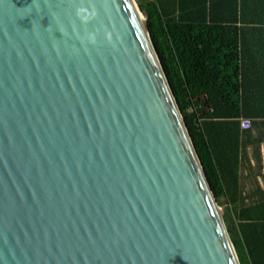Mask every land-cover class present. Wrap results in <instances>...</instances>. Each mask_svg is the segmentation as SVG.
<instances>
[{"label":"water","instance_id":"water-1","mask_svg":"<svg viewBox=\"0 0 264 264\" xmlns=\"http://www.w3.org/2000/svg\"><path fill=\"white\" fill-rule=\"evenodd\" d=\"M142 14L0 0V264H240Z\"/></svg>","mask_w":264,"mask_h":264},{"label":"trees","instance_id":"trees-1","mask_svg":"<svg viewBox=\"0 0 264 264\" xmlns=\"http://www.w3.org/2000/svg\"><path fill=\"white\" fill-rule=\"evenodd\" d=\"M136 2L238 261L264 264V198H234L229 181L239 140L264 124V0ZM242 118L253 119L246 130Z\"/></svg>","mask_w":264,"mask_h":264},{"label":"crops","instance_id":"crops-1","mask_svg":"<svg viewBox=\"0 0 264 264\" xmlns=\"http://www.w3.org/2000/svg\"><path fill=\"white\" fill-rule=\"evenodd\" d=\"M249 119L250 121L253 120ZM240 129L244 130L241 125ZM260 136H264V124L261 122L256 125L253 131L247 133L246 136L239 140L240 147L238 154H235V156H238L237 167L234 168H237V176L229 180L232 185H236L239 188V192L234 195V198H264V166L262 156L264 141L259 146L257 145ZM241 145L244 148L243 151H241ZM259 154L261 155L259 156ZM228 155L232 156L234 153H228ZM222 207L225 209V206Z\"/></svg>","mask_w":264,"mask_h":264},{"label":"built area","instance_id":"built-area-1","mask_svg":"<svg viewBox=\"0 0 264 264\" xmlns=\"http://www.w3.org/2000/svg\"><path fill=\"white\" fill-rule=\"evenodd\" d=\"M240 125L242 129L246 130L250 127V119L249 118H242L240 121ZM262 156H263V166H264V144L262 145Z\"/></svg>","mask_w":264,"mask_h":264},{"label":"clouds","instance_id":"clouds-1","mask_svg":"<svg viewBox=\"0 0 264 264\" xmlns=\"http://www.w3.org/2000/svg\"><path fill=\"white\" fill-rule=\"evenodd\" d=\"M84 10L83 9H78L77 10V15H80ZM82 19H84L85 17L81 16Z\"/></svg>","mask_w":264,"mask_h":264},{"label":"rangeland","instance_id":"rangeland-1","mask_svg":"<svg viewBox=\"0 0 264 264\" xmlns=\"http://www.w3.org/2000/svg\"><path fill=\"white\" fill-rule=\"evenodd\" d=\"M134 1H135V3H136V6L138 7V4H137L136 0H134ZM141 1H143V0H141ZM139 12L141 13L142 17L145 18L144 14H142V11L139 10ZM218 206H219V205H218ZM219 207H221V206H219Z\"/></svg>","mask_w":264,"mask_h":264},{"label":"bare ground","instance_id":"bare-ground-1","mask_svg":"<svg viewBox=\"0 0 264 264\" xmlns=\"http://www.w3.org/2000/svg\"><path fill=\"white\" fill-rule=\"evenodd\" d=\"M140 20H141V23L143 24L144 23V18L142 17V15H140Z\"/></svg>","mask_w":264,"mask_h":264}]
</instances>
